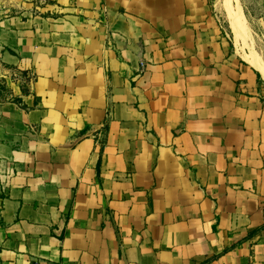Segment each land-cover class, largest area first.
I'll use <instances>...</instances> for the list:
<instances>
[{
  "label": "crops",
  "instance_id": "obj_1",
  "mask_svg": "<svg viewBox=\"0 0 264 264\" xmlns=\"http://www.w3.org/2000/svg\"><path fill=\"white\" fill-rule=\"evenodd\" d=\"M35 1L0 22V264H264V90L207 0Z\"/></svg>",
  "mask_w": 264,
  "mask_h": 264
},
{
  "label": "rangeland",
  "instance_id": "obj_2",
  "mask_svg": "<svg viewBox=\"0 0 264 264\" xmlns=\"http://www.w3.org/2000/svg\"><path fill=\"white\" fill-rule=\"evenodd\" d=\"M224 1L225 0H207L211 13L213 14V17L217 20L222 34L229 41L231 54H233V56L243 62L244 60H242L241 58H243L244 55H250L251 53L255 56L257 55V57H259L260 59L262 57L264 58V5L262 4V2L260 0H238L237 3H231L233 7H237V5L241 6L239 7L240 11L241 13L243 12L242 15L245 18V22H247L246 26L249 29L247 38L244 42L241 40L240 45L238 47L229 29L228 20H226V13L224 12L225 10L221 7L224 6ZM43 8L44 6L42 5V3L35 0H0V22L15 17H44L46 16V13L42 11ZM263 58L261 60L264 62ZM244 63L248 67L252 68L248 63ZM253 69L255 68L253 67ZM261 77L262 75L259 73V85H261L264 90V79ZM15 78L22 81H27L28 79L25 75H16ZM7 94L8 90L5 88V86L1 84L0 79V98L6 97Z\"/></svg>",
  "mask_w": 264,
  "mask_h": 264
},
{
  "label": "bare ground",
  "instance_id": "obj_3",
  "mask_svg": "<svg viewBox=\"0 0 264 264\" xmlns=\"http://www.w3.org/2000/svg\"><path fill=\"white\" fill-rule=\"evenodd\" d=\"M237 1L238 0H225L224 1L225 2L224 6H221V7L225 10L224 12L226 13V17H227V19L226 18L225 19L228 20L229 29L231 31V34L233 36V39H234L236 45L239 47L240 41L242 40L244 42L245 39L247 38L248 33H249L248 32L249 29L247 28V26H246V23L247 22H245V18L242 15L243 12L241 13V11H240V8L239 7H241V6H238L237 5V7H233L231 5L232 2L237 3ZM248 42H251V41H248ZM241 45H242V43H241ZM242 51H243V49H242ZM241 59L244 60V62L248 63L252 68L254 67L262 75L261 78L264 79V62L259 57H257V55L255 56L254 54L251 53L250 55H244L243 58H241Z\"/></svg>",
  "mask_w": 264,
  "mask_h": 264
},
{
  "label": "built area",
  "instance_id": "obj_4",
  "mask_svg": "<svg viewBox=\"0 0 264 264\" xmlns=\"http://www.w3.org/2000/svg\"><path fill=\"white\" fill-rule=\"evenodd\" d=\"M143 67V65L141 64V68ZM34 264H39V263H34Z\"/></svg>",
  "mask_w": 264,
  "mask_h": 264
}]
</instances>
